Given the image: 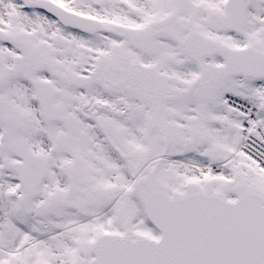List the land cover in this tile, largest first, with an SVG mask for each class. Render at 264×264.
<instances>
[{"label": "snow or ice", "instance_id": "6c2138e0", "mask_svg": "<svg viewBox=\"0 0 264 264\" xmlns=\"http://www.w3.org/2000/svg\"><path fill=\"white\" fill-rule=\"evenodd\" d=\"M0 264H264V0H0Z\"/></svg>", "mask_w": 264, "mask_h": 264}]
</instances>
